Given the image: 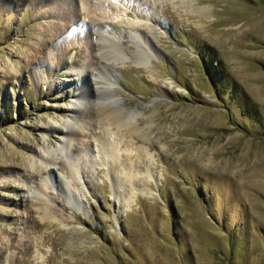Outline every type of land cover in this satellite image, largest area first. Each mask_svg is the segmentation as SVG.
I'll return each mask as SVG.
<instances>
[{
  "label": "rangeland",
  "instance_id": "1",
  "mask_svg": "<svg viewBox=\"0 0 264 264\" xmlns=\"http://www.w3.org/2000/svg\"><path fill=\"white\" fill-rule=\"evenodd\" d=\"M97 10L138 30L122 22L125 55L106 60L135 115L95 116L72 176L66 62L104 73L84 37ZM68 32L77 47L59 60ZM35 182L53 222L27 199ZM0 264H264V0H0Z\"/></svg>",
  "mask_w": 264,
  "mask_h": 264
},
{
  "label": "bare ground",
  "instance_id": "2",
  "mask_svg": "<svg viewBox=\"0 0 264 264\" xmlns=\"http://www.w3.org/2000/svg\"><path fill=\"white\" fill-rule=\"evenodd\" d=\"M44 4L41 5L39 8H37V13L36 14H48V10H44ZM88 13V12H87ZM64 16V14H63ZM123 16L121 14H106L102 11H98L95 14V20L91 22V18L87 20V28L88 32L85 37V43L86 46L89 50V52H95V55L98 59H101L104 64L102 66L104 67V73H101V68L99 67L97 69V74L95 75L96 78L94 77L92 79V82L86 78V70L83 65L80 64H74L72 61L66 62V66H69L71 68L69 71V76L73 75V71H77L78 74L77 78L74 79L76 82V91L77 93L75 94L74 100L71 102L69 111L71 114L68 117V120L63 122V128L64 134L62 136L61 146L64 149H68V146H73L75 145V162H71V174L72 176H76L78 172V167L80 163V157H83L88 151L87 149L83 146L80 145L77 142L76 136L77 135H83L84 129L92 126L95 121V116H100L99 122L101 124H106L108 126L110 125H126L127 121L130 117H133L132 115H135L133 111H126V109H118L117 105L118 100L115 99L114 93L111 89L110 83L112 82V78L109 75H112L111 71V65L107 63L106 60H108L110 57H121V54H123V50L121 53V50L119 49L121 45H119V42L121 41V36H120V31H121V23L125 22V27L123 29L127 30V32L130 34L132 38H135L137 35L136 31V26L133 23H129L122 18ZM63 18H68V17H63ZM93 19V18H92ZM66 20V19H65ZM124 20V21H123ZM69 21V20H68ZM63 29L67 31V27L65 26V22H63ZM67 23V22H66ZM90 25V27H89ZM124 26V25H123ZM138 29V28H137ZM81 28L79 31L81 32ZM79 32V33H80ZM140 32V30H139ZM138 37V36H137ZM138 39V38H137ZM79 40V39H78ZM65 45L62 47V49L58 53V59L61 60L64 56L65 53L73 50V48L77 47L75 42H73V37L71 36V33L68 32L66 34V41ZM135 44L134 40L131 44ZM137 43V41H136ZM139 44V43H138ZM137 44V45H138ZM119 45V46H118ZM136 45V46H137ZM78 49V48H77ZM126 49L129 51L132 50L130 46H126ZM76 50V49H75ZM126 51V50H125ZM138 52L141 54H146V51H139ZM125 55V54H123ZM122 55V56H123ZM110 56V57H109ZM111 59V58H110ZM64 62V61H63ZM68 71V72H69ZM33 76L36 77L35 73L33 72ZM74 76V75H73ZM75 87V86H74ZM107 93V94H105ZM97 98L98 103L94 105L95 103L93 102V98ZM109 103H113L114 106H111ZM94 106H97L96 108ZM97 109V110H95ZM123 110V112H121ZM130 112V113H129ZM131 115V116H130ZM135 127V126H134ZM133 126L129 127L128 130L132 129ZM93 129V128H92ZM63 130V129H62ZM105 131V130H104ZM94 132V131H93ZM108 132V131H107ZM105 135H96L97 139L99 140V143L101 144V151L102 152V157L106 158V161H109L110 159L114 158L117 155V150H116V142L114 139H112L111 133H107ZM77 142L76 144L74 142ZM80 141V140H79ZM47 154L44 156L45 162L49 161L51 157H53L54 152L52 150L47 151ZM105 160V159H104ZM110 162V161H109ZM47 166L48 164L45 163ZM83 168V167H82ZM133 176L134 174L128 170L125 169L123 173V179H127L128 182L133 181ZM117 177H114L115 183L117 181ZM126 180V181H127ZM132 183V182H131ZM32 186L27 185V199H34V200H39V208L42 209L44 212L40 218L41 220L45 222H53L56 220L55 216L51 214L50 210L48 209L49 206L47 202L43 199L38 197V194H41L43 191V185H41L38 182H35V185L33 186L34 190H31ZM75 211L80 213L81 208L79 206H75Z\"/></svg>",
  "mask_w": 264,
  "mask_h": 264
}]
</instances>
